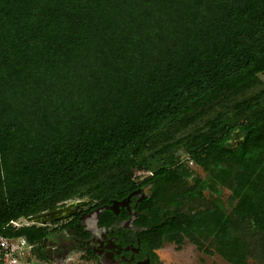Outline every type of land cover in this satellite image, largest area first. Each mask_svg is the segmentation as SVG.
Wrapping results in <instances>:
<instances>
[{"label":"trees","instance_id":"trees-1","mask_svg":"<svg viewBox=\"0 0 264 264\" xmlns=\"http://www.w3.org/2000/svg\"><path fill=\"white\" fill-rule=\"evenodd\" d=\"M263 73L264 0H0V237L80 231L26 220L121 201L147 173L153 219L172 215L151 248L205 236L248 264L264 254ZM224 189L231 213L205 196Z\"/></svg>","mask_w":264,"mask_h":264},{"label":"flooded vegetation","instance_id":"flooded-vegetation-1","mask_svg":"<svg viewBox=\"0 0 264 264\" xmlns=\"http://www.w3.org/2000/svg\"><path fill=\"white\" fill-rule=\"evenodd\" d=\"M149 176L151 175H148L138 182L141 185L134 191L136 194H134L130 200H126L127 197L121 201H113L110 205L98 207L95 206L96 204H92L91 201H84L83 203L79 201L80 203L77 205L75 212L70 217L66 218L63 224L57 226V222H54L52 225H49V227L52 231V229H56L61 225L70 226V223L76 219L81 230L75 231L69 227L62 231H52L51 234L47 236V241L45 242L44 240L42 245L38 243L37 248L35 247L33 250L34 260L42 264L45 260H42L40 254H43L44 258L48 261L55 254L58 256L57 258H59V255L65 253L66 256H68L70 253L69 251L75 250L80 251L82 256H85L82 258L85 264H167L163 262V259L160 258L158 253L166 244H173L177 246L178 249H182L184 245L190 243L199 253L208 256L217 255L228 264H232L218 251L220 248L219 244L205 236L201 238L199 243L193 242L190 238L184 236V234H181L176 240L167 239L170 236H166L161 246L151 248V243L143 239V234L148 231L151 226L155 225V222L159 221V225L168 223L172 215H170L168 209H163L160 212L159 218L157 220L153 219L147 206L148 201L152 198L154 193V184L152 182L143 183ZM196 176L199 175L197 173L193 175V177ZM189 181L193 183V178H189ZM214 197V195H211L210 198H212V201ZM221 197V195L216 196V198L222 201ZM115 202H120L122 204L117 205L114 210L106 208V206H113ZM201 202L203 204V206L200 207L201 209L205 207V204L211 203L208 201V203H206L204 200L198 203ZM68 204L69 203L66 205ZM189 205L190 203H186L183 209L194 213L195 210H187ZM227 205H225L227 208H231L229 199ZM107 211L112 213L109 220L104 216V213ZM89 217L94 218L91 225L86 223ZM53 225L56 226L53 227ZM251 258L252 256L249 258L248 264H250Z\"/></svg>","mask_w":264,"mask_h":264},{"label":"rangeland","instance_id":"rangeland-1","mask_svg":"<svg viewBox=\"0 0 264 264\" xmlns=\"http://www.w3.org/2000/svg\"><path fill=\"white\" fill-rule=\"evenodd\" d=\"M261 79H263L264 81V73L260 75ZM239 136L235 135L234 138H232L231 140V144L234 146H238L239 144ZM181 161L186 160V156L182 153L178 154ZM193 164L190 163V166L192 167V169L195 171V174L197 173L200 177H205L206 173L202 171L201 168L197 167V166H192ZM150 174L147 173H142L140 174V177L138 178V181H141L142 179H144L145 177H147ZM206 199L210 198V193L206 192L205 194ZM231 196V191L229 189H225L223 191L222 194V201L225 203V205H227V201L229 199V197ZM216 198V196L214 197V199ZM212 199V198H210ZM75 201H81L82 203L85 202H90L91 200L89 199H84V200H75ZM74 201H70L68 203H71ZM92 204H96V202H92ZM196 205H198L197 207H201L203 206L202 202L199 204H190L189 207L187 208V210H196L197 207ZM91 206V205H90ZM228 206V205H227ZM229 212H232V207L229 208L228 207ZM95 217V215H94ZM66 219H63L61 221L57 222V226L60 224H63V222ZM94 221L93 217H89L86 220V223L88 225H91L92 222ZM25 223V222H23ZM52 225V224H49ZM56 225H53V227H55ZM70 253L68 254V256H66V254L64 253L63 255H59V258H57L58 256H56V254L54 256H52V258L48 261L43 262L42 264H85L82 260L83 257L82 253L80 251H69ZM159 256L161 259H163L164 263L167 264H228L226 261H224L221 257L215 255V256H208V255H203L201 253H199L195 247L193 245H191L190 243H187L186 245H184V247L182 249H178L177 246L173 245V244H166L163 249L161 251L158 252ZM250 264H264V254H262L261 249L259 248L258 251L252 256L251 260H250Z\"/></svg>","mask_w":264,"mask_h":264},{"label":"built area","instance_id":"built-area-1","mask_svg":"<svg viewBox=\"0 0 264 264\" xmlns=\"http://www.w3.org/2000/svg\"><path fill=\"white\" fill-rule=\"evenodd\" d=\"M34 249L25 238L0 237V264H39L34 260Z\"/></svg>","mask_w":264,"mask_h":264},{"label":"water","instance_id":"water-1","mask_svg":"<svg viewBox=\"0 0 264 264\" xmlns=\"http://www.w3.org/2000/svg\"><path fill=\"white\" fill-rule=\"evenodd\" d=\"M134 194H136V192L130 194L126 200H130ZM79 203H80L79 201H74L69 203L65 207H59L53 211H47L35 216H31L26 220V223L28 225L36 224V223H40L41 225H49L54 222L61 221L63 219L70 217L75 212L76 207ZM121 204L122 203L120 202H115L113 206L111 207L106 206V208L114 210L117 207V205H121ZM46 241L47 239H45V242Z\"/></svg>","mask_w":264,"mask_h":264}]
</instances>
